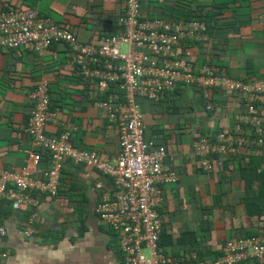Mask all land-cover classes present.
I'll return each instance as SVG.
<instances>
[{"label":"crops","instance_id":"crops-1","mask_svg":"<svg viewBox=\"0 0 264 264\" xmlns=\"http://www.w3.org/2000/svg\"><path fill=\"white\" fill-rule=\"evenodd\" d=\"M126 5L127 0H0V13L33 9L40 17L72 28L83 45L94 44L99 51L101 37L116 31ZM188 12L190 17L184 15ZM181 14L187 22L195 18L214 25L206 43L193 37L182 42L179 50L186 59L200 66L214 53L212 64L243 86L264 80V0H143L146 18ZM76 54L64 43L53 44L43 55L29 47L0 51V176L4 171L19 173L30 163L32 93L44 82L56 113L48 134L71 131L77 148L94 150L110 161L120 155V129L96 103L104 98L98 77L84 80L79 75ZM95 56L101 57L99 52ZM89 65L104 69L103 64ZM111 91L125 99L120 84L112 83ZM199 92L180 87L169 96V103L138 97L137 104L144 114L146 139L166 149L165 164L178 179L163 188L157 207L162 218L160 252L172 259L189 257L192 263L211 264L222 257L227 240L261 235L263 217H256L252 203L264 187L250 181L243 170L262 155L246 146L223 159L216 153L213 170L200 167L193 141L234 132L245 94L215 89L208 99L212 110H207ZM48 162L44 156L41 167L46 169ZM260 169L264 172V164ZM98 184L112 190L113 180L67 161L57 198L42 195L38 207L23 205L17 211L3 202L0 217L7 233L0 237V251L8 258L2 264H124L122 243L97 211Z\"/></svg>","mask_w":264,"mask_h":264},{"label":"built area","instance_id":"built-area-1","mask_svg":"<svg viewBox=\"0 0 264 264\" xmlns=\"http://www.w3.org/2000/svg\"><path fill=\"white\" fill-rule=\"evenodd\" d=\"M208 25L198 20L186 21L181 14L170 19L143 16V0H127L126 14L117 23V32L103 38L98 45H83L70 27L40 17L33 9L0 13V51L29 47L43 55L54 43H67L77 52L74 64L79 75L88 80L98 77L104 98L96 103L103 107L111 124L121 133V153L110 161L98 152L77 148L71 142V131L59 136L46 132L56 121L51 98L44 82L32 93L35 107L31 112L29 137L33 143L30 163L19 173L2 172L0 206L9 202L14 211L23 205L38 207L40 196L57 198L60 194L63 168L67 161L96 169L113 180L112 190L98 184L101 192L97 211L100 219L122 243L124 264H206L192 263L189 257L177 260L163 255L158 247L162 218L157 207L163 188L177 182V175L165 164L166 149L148 141L144 114L137 98L151 103H169V96L180 87H194L203 92L204 106L212 110L213 90L224 93L242 91L243 112L234 132H221L214 137L199 136L193 141L198 164L213 170V157L221 159L239 152L242 147L264 149V80L243 86L213 62L211 56L200 66L186 59L179 50L181 43L193 37L207 42ZM130 47L128 54L122 45ZM100 53V58L95 55ZM103 64L95 70L89 64ZM78 65V66H77ZM95 70V71H94ZM120 84L125 99L110 93L111 84ZM211 94V95H210ZM76 130V128H75ZM47 156L48 167H41ZM33 173L41 174L37 178ZM1 209V208H0ZM261 235L256 238H232L222 249V257L211 264H257L264 262V218ZM30 230H27V233ZM1 222L0 237L6 235ZM8 258L0 251V264Z\"/></svg>","mask_w":264,"mask_h":264},{"label":"trees","instance_id":"trees-1","mask_svg":"<svg viewBox=\"0 0 264 264\" xmlns=\"http://www.w3.org/2000/svg\"><path fill=\"white\" fill-rule=\"evenodd\" d=\"M184 15L187 16V17H190V13L189 12L188 13H184ZM194 19L195 18H193V20ZM213 28H214V25H208L207 34L209 36H212L211 30ZM198 41L201 42L200 40H198ZM211 58L213 59V61L215 60L216 57H215L214 53L211 54ZM209 62H211V60ZM203 64H206V63H203ZM107 91L112 93L111 90H107ZM199 93H200V95L202 97L203 96V92L200 91ZM257 151L260 152L262 157L260 156L259 158H256L254 161H249L246 164V166H245V168L243 170V173H246L248 175L249 180L253 181L255 184H257L258 187H260V184H261V187H264V172L260 169V166L262 164H264V156L262 154V152L264 153V149L260 148ZM261 181H263V182H261ZM252 204L255 207V211L254 212H256V217H258V218H262L263 217L264 218V189H263V191L259 192L258 198ZM0 208H1V206H0ZM250 211H251V209H250ZM0 212H1V209H0ZM158 247H159V250H160L161 249L160 241H159Z\"/></svg>","mask_w":264,"mask_h":264},{"label":"rangeland","instance_id":"rangeland-1","mask_svg":"<svg viewBox=\"0 0 264 264\" xmlns=\"http://www.w3.org/2000/svg\"><path fill=\"white\" fill-rule=\"evenodd\" d=\"M129 51H130V47H128L127 44H123L122 45V52L125 53V54H128ZM76 115H78V114L76 113ZM48 130H52V128L51 127H48ZM104 225H105V223H104Z\"/></svg>","mask_w":264,"mask_h":264},{"label":"clouds","instance_id":"clouds-1","mask_svg":"<svg viewBox=\"0 0 264 264\" xmlns=\"http://www.w3.org/2000/svg\"><path fill=\"white\" fill-rule=\"evenodd\" d=\"M71 30L73 31V33H74V35H76L75 34V32H74V30L71 28ZM117 32V28H116V31L113 33V34H115ZM108 35H111V34H106L104 37H101L102 39L103 38H105V37H107ZM100 38V37H99ZM102 39H100V41L102 40ZM55 44V43H54ZM64 44H67V43H64ZM67 45H69V44H67ZM52 47V46H51ZM218 66V65H217ZM227 73V72H226ZM193 88H195L196 89V86H194ZM214 93V92H213ZM211 95V94H210ZM213 95V94H212ZM212 95H211V97H212ZM52 101V100H51Z\"/></svg>","mask_w":264,"mask_h":264}]
</instances>
